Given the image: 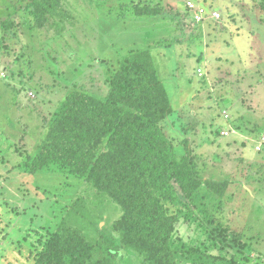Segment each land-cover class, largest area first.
<instances>
[{
  "label": "rangeland",
  "instance_id": "374dc122",
  "mask_svg": "<svg viewBox=\"0 0 264 264\" xmlns=\"http://www.w3.org/2000/svg\"><path fill=\"white\" fill-rule=\"evenodd\" d=\"M57 1L62 19L33 0H0V227L18 226L5 232L9 245L34 258L80 197L99 211L89 236L118 246L112 264H264V148L253 145L264 133V0H197L220 11L197 25L187 23V0ZM131 49L150 51L155 90L172 108L155 124L167 178L156 172L148 187L173 219L168 253L113 229L123 206L96 197L86 175L55 162L33 173L27 166L40 144L55 142L51 125L65 137L81 128L80 111L61 110L69 94L110 112L141 110L142 99L123 104L107 94ZM100 134L80 142L99 154Z\"/></svg>",
  "mask_w": 264,
  "mask_h": 264
},
{
  "label": "trees",
  "instance_id": "16d2710c",
  "mask_svg": "<svg viewBox=\"0 0 264 264\" xmlns=\"http://www.w3.org/2000/svg\"><path fill=\"white\" fill-rule=\"evenodd\" d=\"M33 1L42 13L62 19L57 0ZM57 27L63 30V24ZM154 71L148 49H131L120 58L117 69L107 81V94L112 100L123 104L143 100L144 106L140 104L141 110L136 113L120 107L110 112L103 108L108 105L106 102L86 94H69L61 110L64 114L74 108L80 111L81 128L74 137H65L57 126L51 125L48 135L55 142L40 144L27 166L33 173L55 162L86 175L96 197L107 194L121 202L123 215L111 224L113 229H121L123 235L128 233L168 253L173 219L162 212L158 198L148 187L155 186L156 172L157 180L167 178V145L155 130V124L169 115L172 108L165 91L162 89L158 94L155 90L160 85L155 87ZM97 134L105 142L104 152L99 154L80 142ZM142 173L148 175L141 178ZM89 203L94 201L76 198L34 258L27 256L26 250L22 254L23 249L13 246L10 253L16 260L2 264H112L118 246L103 243L102 234L89 236L87 228L93 226V215L99 214V211L94 213Z\"/></svg>",
  "mask_w": 264,
  "mask_h": 264
},
{
  "label": "built area",
  "instance_id": "2783aa9c",
  "mask_svg": "<svg viewBox=\"0 0 264 264\" xmlns=\"http://www.w3.org/2000/svg\"><path fill=\"white\" fill-rule=\"evenodd\" d=\"M186 10L189 12V22L191 24H199L206 20V17L217 19L220 17V11L215 8H206L204 7L200 2L197 0H187L186 1ZM228 115L226 114V117ZM221 135H228L229 131L228 129H223L220 131ZM254 147L256 150H263L264 148V133H262L258 139L254 142Z\"/></svg>",
  "mask_w": 264,
  "mask_h": 264
},
{
  "label": "crops",
  "instance_id": "0c3cea01",
  "mask_svg": "<svg viewBox=\"0 0 264 264\" xmlns=\"http://www.w3.org/2000/svg\"><path fill=\"white\" fill-rule=\"evenodd\" d=\"M126 53V52H125ZM125 53H123V54H125ZM13 225V224H12ZM14 226V225H13ZM16 226V225H15ZM14 226V227H15ZM8 228H6L5 229V232H7V231H10V230H12V229H15V228H17L18 226H16L15 228L14 227H12V226H7ZM22 228H24L23 230H25V227H22ZM2 227H0V233H1V235H2V238H1V240H0V262L1 263H6V262H8V263H14V261L16 260L15 259V257H14V255H12L11 253H10V250H11V246L9 245L10 243L8 242V241H6V239H8L7 237H9V234H5V232H3L2 230ZM4 234H5V237L6 238H3V236H4ZM23 252L24 253H22V254H25V250H23Z\"/></svg>",
  "mask_w": 264,
  "mask_h": 264
}]
</instances>
